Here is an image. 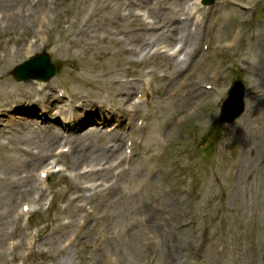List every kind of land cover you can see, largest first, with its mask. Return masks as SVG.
Wrapping results in <instances>:
<instances>
[{
	"label": "rangeland",
	"instance_id": "obj_1",
	"mask_svg": "<svg viewBox=\"0 0 264 264\" xmlns=\"http://www.w3.org/2000/svg\"><path fill=\"white\" fill-rule=\"evenodd\" d=\"M200 1L0 0V264H264V0Z\"/></svg>",
	"mask_w": 264,
	"mask_h": 264
},
{
	"label": "water",
	"instance_id": "obj_2",
	"mask_svg": "<svg viewBox=\"0 0 264 264\" xmlns=\"http://www.w3.org/2000/svg\"><path fill=\"white\" fill-rule=\"evenodd\" d=\"M13 74L18 80L30 78L50 79L55 74V66L49 53L38 54L18 65ZM244 87L237 81L231 90L230 97L226 100L222 109V121H230L239 116L244 110Z\"/></svg>",
	"mask_w": 264,
	"mask_h": 264
},
{
	"label": "bare ground",
	"instance_id": "obj_3",
	"mask_svg": "<svg viewBox=\"0 0 264 264\" xmlns=\"http://www.w3.org/2000/svg\"><path fill=\"white\" fill-rule=\"evenodd\" d=\"M252 4H253V3H252ZM250 6H251V5H250ZM182 28H184V25H182ZM173 37H174V35H173ZM175 41H176V39H174V41L172 42V45H175V44L178 42V40L176 41V43H175ZM164 46H165V45H164ZM165 47H166V46H165ZM175 47H177V46L175 45ZM173 51H174L175 53H177L175 48H173ZM257 54H258V53H257L256 50H252V52H251L252 57L255 56V55H257ZM161 55H162V57H163L165 60H167V61L170 59L169 56H168V54H166V53H162ZM7 56H8V53L6 52L5 55H4V59H6ZM162 66H163V62L160 61L158 64L154 65L150 71H148V72L150 73V75H149V79H148L149 81H156V80H158L160 77H165V76H168V75H169L168 70H166V69H162V70H163V74H159V73H158ZM200 68H201L200 66H197V67L192 71L191 76L196 75V74L198 73V71H199ZM204 70H205V72H207V69H204ZM211 72H212V73H211ZM208 73H211V74L213 75V77H217V75H218V71H217V68H215V65L213 66L212 64H210V66H208ZM173 79H176V77H173ZM210 84H213V82H212V83L210 82ZM180 85H181V82L176 80V81H173V82L171 83V88H172V90H174V92H175V90H176ZM176 92H177V91H176ZM176 92H175V93H176ZM162 101L165 102V103L168 102L166 99H162ZM44 171H45L46 173L49 172V170H44ZM86 235H87V234L82 235L81 233H78V234H77V237H83V236H86Z\"/></svg>",
	"mask_w": 264,
	"mask_h": 264
}]
</instances>
